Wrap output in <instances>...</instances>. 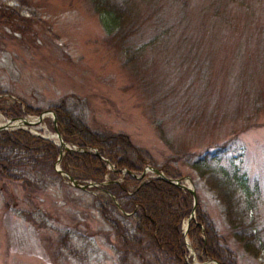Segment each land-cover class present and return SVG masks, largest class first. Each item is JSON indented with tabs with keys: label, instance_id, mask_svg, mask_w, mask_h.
I'll use <instances>...</instances> for the list:
<instances>
[{
	"label": "rangeland",
	"instance_id": "374dc122",
	"mask_svg": "<svg viewBox=\"0 0 264 264\" xmlns=\"http://www.w3.org/2000/svg\"><path fill=\"white\" fill-rule=\"evenodd\" d=\"M139 1L161 23H148L138 38L146 48L142 75L135 77L122 65L124 53L105 41L113 22L102 23L90 0H0V12L8 5L19 12L10 24L0 23V84L7 91L0 95V122L18 104L23 109L21 101L43 111L66 97L91 129L124 133L167 175H190L200 207L240 264H264L262 251L255 257L235 241L216 195L186 161L206 148L217 151V164L243 177L264 236V0ZM24 127L54 133L51 113ZM105 164L104 183L84 189L60 173L35 201L18 184L0 180V264H141L131 253L122 259L100 212L102 204L113 212L101 195L119 201L118 187L108 186L129 191L136 183L125 180V167ZM153 176L148 170L140 182ZM187 248L189 263H214Z\"/></svg>",
	"mask_w": 264,
	"mask_h": 264
},
{
	"label": "trees",
	"instance_id": "16d2710c",
	"mask_svg": "<svg viewBox=\"0 0 264 264\" xmlns=\"http://www.w3.org/2000/svg\"><path fill=\"white\" fill-rule=\"evenodd\" d=\"M90 1L102 23L106 19L113 22L106 43L124 53L122 65L128 73L141 77L146 44H137V41L148 23L156 27L160 25V16L154 19L152 13L142 9L139 0ZM18 13L14 6H6V9H1L0 23L10 24V17ZM166 31V28L157 30L152 41L157 40L158 35L164 36ZM4 93L7 91L0 84V95ZM21 102L24 108L18 104V110L12 112L13 116L42 111ZM49 108L55 113L63 138L84 149H69L61 156V169L75 178L96 182L105 179V161L93 153L91 148L94 147L116 168L125 167L139 173L147 163L162 168L154 163L146 149L134 145L126 134L91 129L79 113L68 107L66 97L53 102ZM156 127L161 137L165 138L162 126L157 124ZM225 145L222 142L218 147ZM204 151L194 158L187 157L188 165L216 195L235 241L255 257L261 251L264 254V236L255 216L251 215L254 201L249 198L250 190L246 188L243 177L236 170L228 172L217 164V151L211 152L210 148ZM59 152L60 146L55 141L35 135L28 129H0V180L18 184L25 190V198L35 201L37 191L62 179L55 169ZM165 173L169 174L167 170ZM125 180L135 182L136 186L129 191L120 184L108 186L111 189L118 187L119 201L101 195L113 212L107 211L105 204L100 207V212L111 226L113 244L121 251L122 259L131 253L141 264H191L186 261L188 248L182 229L183 219L193 208L191 193L156 176L140 182V178L126 173ZM239 188H245L247 197L244 203ZM24 214L32 218L30 213ZM187 237L199 259L213 258L219 264H240L236 251L230 247L226 236L217 231L214 222L200 207L199 200L195 218H190L188 222Z\"/></svg>",
	"mask_w": 264,
	"mask_h": 264
},
{
	"label": "water",
	"instance_id": "95a60500",
	"mask_svg": "<svg viewBox=\"0 0 264 264\" xmlns=\"http://www.w3.org/2000/svg\"><path fill=\"white\" fill-rule=\"evenodd\" d=\"M47 113H51V117H52V121H53L54 133L56 134V137L58 139L57 140L52 139V138H50V135H44L41 132H34V134L42 136V137L47 138V139H52L53 141H55L60 146V152H59V156H58L57 160H59L61 158V155L64 153L62 151V149L69 150V149H74L75 148V149H78L80 151L84 150L82 148H77L75 146L71 147L63 139L62 133L60 132V130L58 128V125H57V120H56L55 113H54V111L52 109H46V110L41 111L39 113V115L37 116V119H35V120H31L27 116H17V117L13 116V117L7 118L6 121L0 123V129H13V128H19V127L20 128H26L24 126H26V125H30L31 126V125H34V124L40 122L42 119H44V117L47 115ZM85 150H87V149H85ZM93 153H95L100 159L104 160L108 164H111L110 160L108 158H106L99 150L94 149ZM56 170L59 171L63 176H66L68 178V180L71 182V184H73L74 186L81 187V188H84V189H86L89 186L90 182L81 183L74 176L62 171L61 168H59V167L57 168L56 167ZM148 170H151L154 173V176L160 177V178H162V179H164V180H166L168 182H171V183L175 184L176 186H178V187H180V188H182L184 190H187V191H189L191 193L192 198H193V208H192L191 213L189 214V217H188V220H189V218H191L194 215V213H195V207H196V203H197L196 190H195V187L191 183V176L190 175H185V176L173 177V176L167 175L162 168L153 166L151 164H147L144 167V169L140 172L139 175L136 174L135 172H133L130 169H125L124 168L125 172H128V173H130L133 176H136L138 178L144 177V175L147 173ZM188 220H187V222H186V224H185V226L183 228V233L185 234V236H186V229H187ZM185 242L187 243L188 246H190L189 242L187 240V237H185ZM192 251H193V249H192ZM213 261H214L215 264H218V262L215 259H213ZM199 264H206V263H199Z\"/></svg>",
	"mask_w": 264,
	"mask_h": 264
},
{
	"label": "bare ground",
	"instance_id": "6f19581e",
	"mask_svg": "<svg viewBox=\"0 0 264 264\" xmlns=\"http://www.w3.org/2000/svg\"><path fill=\"white\" fill-rule=\"evenodd\" d=\"M47 115H48V113H47ZM50 115V114H49ZM35 119H37V118H32L31 120H35ZM45 126V125H44ZM48 135V134H47ZM50 136H52V137H54V139H58L57 137H56V134L55 133H50ZM185 223H186V221H185ZM185 225V224H184ZM214 264V263H213Z\"/></svg>",
	"mask_w": 264,
	"mask_h": 264
}]
</instances>
